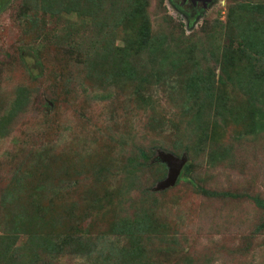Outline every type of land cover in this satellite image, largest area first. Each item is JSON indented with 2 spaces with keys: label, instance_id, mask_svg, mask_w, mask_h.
<instances>
[{
  "label": "rangeland",
  "instance_id": "rangeland-1",
  "mask_svg": "<svg viewBox=\"0 0 264 264\" xmlns=\"http://www.w3.org/2000/svg\"><path fill=\"white\" fill-rule=\"evenodd\" d=\"M83 1L0 0V264H264V0Z\"/></svg>",
  "mask_w": 264,
  "mask_h": 264
},
{
  "label": "water",
  "instance_id": "water-1",
  "mask_svg": "<svg viewBox=\"0 0 264 264\" xmlns=\"http://www.w3.org/2000/svg\"><path fill=\"white\" fill-rule=\"evenodd\" d=\"M188 1H191L193 5H196L197 2H201L202 9H204L207 8L208 3H210L212 0H188ZM159 159L162 163H164L167 166L168 176L161 184H159L157 189H165L174 186L180 176L183 165L186 162L185 157L176 158L171 154H160Z\"/></svg>",
  "mask_w": 264,
  "mask_h": 264
},
{
  "label": "trees",
  "instance_id": "trees-1",
  "mask_svg": "<svg viewBox=\"0 0 264 264\" xmlns=\"http://www.w3.org/2000/svg\"><path fill=\"white\" fill-rule=\"evenodd\" d=\"M83 1V0H82ZM83 2H86V5L83 7H81L80 9L81 10H83V9H86L87 10V7H88V5L90 6V8H93V5H95V3L92 1V0H84ZM53 7H54V5L53 4H51ZM73 10L74 8H72V7H69V10ZM71 10V11H72ZM99 54H100V52H99ZM125 65V64H124ZM118 66H121V63L120 64H118ZM127 66V65H126ZM127 72H128V74H130V75H134V72H136V69L134 68V66H128V68H127ZM196 84H197V82H194L193 84H192V86H196ZM197 87V86H196ZM196 87H195V89H196ZM194 88H193V90H195ZM142 98V97H141ZM146 102V101H145ZM141 158L145 161L144 163H146L147 165H149V163H150V160H149V158L143 153V152H141ZM121 233H125L124 231H121ZM127 234V233H126Z\"/></svg>",
  "mask_w": 264,
  "mask_h": 264
},
{
  "label": "flooded vegetation",
  "instance_id": "flooded-vegetation-1",
  "mask_svg": "<svg viewBox=\"0 0 264 264\" xmlns=\"http://www.w3.org/2000/svg\"><path fill=\"white\" fill-rule=\"evenodd\" d=\"M179 4L182 8L181 9L182 12H184L186 14L187 11L189 12H195V14H197L199 11L202 10V4L201 2H197L196 5H193L191 1L188 0H179ZM209 4V3H208Z\"/></svg>",
  "mask_w": 264,
  "mask_h": 264
}]
</instances>
